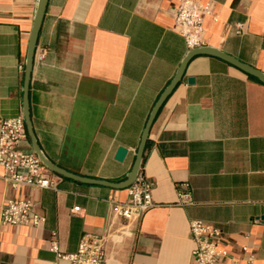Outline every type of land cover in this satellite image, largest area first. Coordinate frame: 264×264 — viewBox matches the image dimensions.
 <instances>
[{
	"label": "crops",
	"instance_id": "obj_1",
	"mask_svg": "<svg viewBox=\"0 0 264 264\" xmlns=\"http://www.w3.org/2000/svg\"><path fill=\"white\" fill-rule=\"evenodd\" d=\"M179 1L47 0L27 90L32 136L25 125L19 148L36 154L34 142L76 177L48 169L56 187L33 191L0 177V210L29 196L45 215L38 227L0 223V264H63L50 240L73 253L87 232L102 237L103 264H193L194 219L220 228L219 264H264V82L225 59L191 57L151 121L140 167L156 205L136 220L107 201L129 197L111 184L126 180L155 103L191 50L175 27ZM37 2L0 0V122L25 115ZM201 2L210 4L203 46L264 73V0ZM182 182L192 205H175Z\"/></svg>",
	"mask_w": 264,
	"mask_h": 264
},
{
	"label": "built area",
	"instance_id": "obj_2",
	"mask_svg": "<svg viewBox=\"0 0 264 264\" xmlns=\"http://www.w3.org/2000/svg\"><path fill=\"white\" fill-rule=\"evenodd\" d=\"M210 4L201 0H180L174 11L175 27L185 38L188 48L193 49L204 45L202 32L204 18L208 14ZM217 19V16H214ZM242 23L235 26L237 34L241 32ZM26 127L23 116L7 117L0 122V177L3 178L13 191L29 189L30 191L42 188H55L56 183L50 171L42 160L32 152L23 151L19 143L26 138ZM23 170V172L20 171ZM152 181L147 178L143 168H139L137 177L127 186L129 197L119 201L109 196L107 201L111 209L124 219L135 218L140 220L144 213L155 206L152 199ZM175 205H192V193L188 184L182 182L177 188ZM76 206L72 213L79 211ZM1 225H30L38 227L45 221V215L35 211L34 203L29 196L10 197L0 210ZM189 235L194 242L191 252L193 264H219L223 251L220 248V228L214 224L199 219L189 221ZM49 249L56 254L57 261L63 264H103L104 250L102 237L97 233L87 232L80 241L76 252L61 251L55 239L50 240ZM247 259L245 264H251Z\"/></svg>",
	"mask_w": 264,
	"mask_h": 264
},
{
	"label": "water",
	"instance_id": "obj_3",
	"mask_svg": "<svg viewBox=\"0 0 264 264\" xmlns=\"http://www.w3.org/2000/svg\"><path fill=\"white\" fill-rule=\"evenodd\" d=\"M47 0H38L37 2V6H36V14L34 17V21H33V28L30 34V38L28 41V49H27V54H26V62H25V69H24V86H23V93H24V110H25V115H24V119H25V125L29 130L30 135L32 136V127L30 126V118H29V111L27 110V106H28V102H27V90H28V86H29V81H30V73L32 70V66H33V62H34V52H35V47H36V39H37V35H38V31L40 28V23L41 20L43 18V15L45 13V6H46ZM196 54H211V55H215L221 59H225L226 61H228L229 63H231L232 65H234L235 67H237L238 69H241L243 71H245L246 73L254 76L255 78H258L260 81L264 82V73L261 70L255 69L253 67H251L250 65L237 60L236 58L232 57L229 54H226L225 52H221L213 47L210 46H201V47H197V48H193L189 51L188 56L184 59V61L182 62L180 68L178 69V73L177 75L174 77L173 81L165 88L164 92L161 94V96L158 98L157 102L155 103V107L153 108L148 120H147V124L143 130V133L141 135V142L140 145L137 149V153H136V160L132 166V169L130 170V172L127 175L126 180L119 182L117 184H111L114 187H121V188H126V186L130 185L132 182H134V180L137 177V172L141 166L142 163V154L145 148V144H146V137L148 134V130L150 128L151 125V121L153 119V117L155 116L160 103L164 100V98L170 93V91L172 90L174 84L180 79V77L183 74V70L186 66V64L188 63L189 59L193 56H195ZM193 81V77L188 78V82H192ZM34 144V149L36 154L38 155L39 159L42 160V162L45 164V166L55 172V173H59L62 174L64 176H71L72 178H75L76 176H73L72 174L68 173L67 171H65L64 169H62L59 166L54 165L50 160H48L43 153L40 151L39 147L37 146V144ZM127 153V147H123V146H119L116 150L115 153V158L119 161H122L125 157V154ZM107 184V183H105Z\"/></svg>",
	"mask_w": 264,
	"mask_h": 264
}]
</instances>
